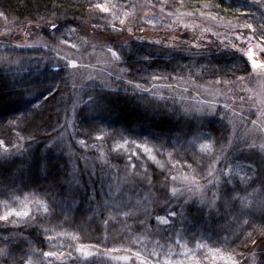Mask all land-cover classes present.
Returning a JSON list of instances; mask_svg holds the SVG:
<instances>
[{
	"label": "trees",
	"instance_id": "1",
	"mask_svg": "<svg viewBox=\"0 0 264 264\" xmlns=\"http://www.w3.org/2000/svg\"><path fill=\"white\" fill-rule=\"evenodd\" d=\"M167 1L171 6L185 8L209 3L217 8L216 11L236 18L245 13L249 19L247 23L253 26L257 22L251 21L252 14L258 15L259 21L261 15L264 31V7L260 1ZM112 2L119 5L117 12L120 15L115 19V13L90 14L89 0H0V13H3L0 15V59L24 54L13 43L11 37L15 33L34 32L49 40L54 31L51 22H55L59 28L85 27L88 33H94L107 48L120 56V60L114 58V64L122 74L117 80L120 86L113 89L101 86L94 79L78 85L79 101L73 113V129L69 131L68 124H62L59 109L63 96L71 89L68 69L61 60L41 52L40 48H31L25 65L19 66L17 72L8 69V65L3 66V63L0 66V139H11L15 143L19 134L25 138L19 141L22 146L31 144L30 170L17 171L23 159L20 156L0 157V214L5 212V204L10 205L13 211L23 210L27 204L35 215V200L47 203L54 199L43 191L48 187V181L39 174L38 168L42 163L54 167L62 179L72 180L75 176L79 181L78 186L73 184L72 194L67 183L61 186L64 195L55 198L57 207L54 212L48 216L42 210L40 212L43 223L37 220L16 229L11 223L5 227L0 221V248L8 249V264H13V257L23 260L24 264H35L38 259H43V252L51 250L54 244L44 235L48 222L69 233L73 231L84 245L92 248L94 255L87 264H112V256L129 254L109 252L108 249L113 247L127 248L134 253L133 244L127 245L132 240L145 249L155 250L157 255L150 257L152 261H163V253H168L169 249L172 260L183 257L182 252L186 249L203 264L216 249L225 256L235 250L241 254L236 257L239 264H245L246 259L251 264L253 253L258 262L264 260V249L253 247L250 242L244 244L247 233L253 228L257 236L264 228V213L257 207L262 197L253 191V187L259 189L260 185L247 187L245 192L246 185L240 181V177L250 174L248 165L252 164L250 155L253 150L242 142L228 144L229 124L223 114L218 111L185 114L179 106L158 98L151 84V76L157 74V69L164 73L171 71L187 82L219 79L230 82L237 77H246L250 72L246 56L230 48L215 47L209 48L208 52L196 53L140 41L135 37V30L134 35L124 30L126 21L124 25L119 23L131 11L129 1ZM37 20H40L39 26H36ZM135 29L139 34L143 33V29ZM254 32L259 38L261 31ZM247 64V72L234 71ZM129 80L131 85L127 83ZM136 84L149 89V92L137 90ZM245 110L244 114H252ZM222 116L225 118L221 119ZM136 144L153 149L151 156L154 159L149 158L143 148L137 149ZM6 147L11 148V145ZM216 156L220 157L218 161ZM210 164L213 166L211 169ZM225 168H229L233 182L221 183L218 211L209 216V209L193 197L195 202L189 201L184 210L187 219L169 218L172 223L167 231L160 230L164 226H158L155 217L167 215L169 210L164 206L165 189L160 183L165 177L170 195L173 176L183 174L203 184L209 170L218 173ZM134 175L145 179L133 183ZM212 191L215 189L211 188L210 195ZM89 196L94 199L89 201ZM232 196L244 197V202L252 205L250 216L236 219L242 203L231 200ZM25 197H28L27 201ZM175 203L173 199L172 204ZM114 204L120 206L119 214L110 210ZM145 209L150 215L145 214ZM125 212L130 215L126 217ZM244 219L250 220V224L244 225ZM104 220L109 223L105 225ZM140 220L145 224L141 225ZM4 237L14 239L4 241ZM177 240L180 244L176 243ZM157 241L164 247H158ZM142 247L141 253L147 255ZM72 259L66 264H75ZM0 264H5V258L0 257ZM131 264H138V261L133 260Z\"/></svg>",
	"mask_w": 264,
	"mask_h": 264
},
{
	"label": "rangeland",
	"instance_id": "2",
	"mask_svg": "<svg viewBox=\"0 0 264 264\" xmlns=\"http://www.w3.org/2000/svg\"><path fill=\"white\" fill-rule=\"evenodd\" d=\"M128 1L131 11L125 15L126 26H124V30L133 35L135 34L133 30H135L137 33L135 34L136 39L152 43L160 41L159 44L166 45L173 50L178 49L197 53L201 51L208 52L210 51L209 48L222 47L230 48L245 55L247 48L256 45L259 39L256 36L249 44L247 38L252 36L254 31L260 32L263 28L261 15L259 21L258 15L252 14L251 21L257 22L252 30L242 29L240 26L249 20L244 16L245 13L238 15V18L231 17L229 16L230 14L225 15L219 10V12L216 11L217 8L209 3H202L197 8H185L181 5L171 6L167 0ZM250 1H260L264 7V0ZM259 5L257 3L258 7ZM161 8H163V11H161ZM168 13H172V15L169 16ZM212 17H215V19ZM57 28H53L54 31L51 33L53 36L49 40L34 32L26 31L25 33L24 31H18V33H15L17 38L15 36L11 37L14 44L35 45V47H18L24 54L21 53L22 56L19 57L16 55L12 59L2 58L0 59V66L3 63V66L8 65V69L17 72L19 66L25 65L29 58L28 51L31 48H40L41 52H47L55 59L61 60L68 69L71 89L68 94L63 96L64 100L59 109L62 124L65 126L68 124V129L71 131L73 129V113L79 101V98H77L79 84L94 79L101 86L113 89L120 86L116 78L117 76L121 77L122 74H120L119 68L114 64V57L108 51L109 48L94 33H88L85 27L74 29L71 32L61 27ZM135 28L143 29V33L139 34V31ZM213 33H216V35ZM7 34L5 35L7 36ZM238 35L242 36L241 40L236 39ZM193 44H199L200 47L193 48ZM72 45H75V47H72ZM255 56L258 61L264 62V55L260 54L258 48L255 49ZM69 59L75 62L76 68L67 66ZM249 69L250 72L246 77L241 76L244 77L242 81L239 79L240 77L231 79L230 82L219 79L221 81L219 84L216 83L218 80L187 82L176 77L171 71L164 73L157 69V74L155 75L161 78L152 81L151 84L154 86L153 93L158 98L179 106L185 114L200 115V113L210 114L215 111L223 114L229 124L230 137L228 141L245 144L247 140L249 143L255 142L259 146L264 140L259 138V133L256 132V128L251 121L258 119L257 109L261 107V102L264 101V75H261V70L259 69L253 70L251 66ZM240 97L245 98L243 102ZM243 110H250L252 114L246 115ZM234 113L236 114L234 115ZM224 171H229V168H225ZM216 174L217 171L213 173V176ZM175 177L176 180L171 181L170 189L173 187L196 188L197 185L206 183L201 184L197 179L183 174ZM208 188L211 189L213 186L208 185ZM207 195L211 196L209 192ZM195 198L199 201L198 197ZM166 216L165 214L162 215V217ZM45 227L50 229V231L47 234L44 232V235L55 237L53 243L59 250L64 251L66 254L71 252L72 258H74L71 261H74L75 264L89 263L92 257H85L81 253L76 252L75 249L81 245L85 246L88 251H91L92 248L84 245L80 237L73 231L69 233L67 230L59 229L56 225L53 226L49 222ZM131 244H133L131 248L135 252H141L142 246L140 244L137 242L134 244L133 240L127 243V245ZM143 249L147 253L153 251ZM182 253L183 257L174 258L173 261H182L183 264H203L197 258L195 259L194 255L189 254L186 249ZM213 255L206 257L205 264H224V261L219 258L214 260ZM65 259L68 262L67 256ZM112 259V264H123V261L117 260L115 256H112ZM161 262L163 261L161 260Z\"/></svg>",
	"mask_w": 264,
	"mask_h": 264
},
{
	"label": "snow or ice",
	"instance_id": "3",
	"mask_svg": "<svg viewBox=\"0 0 264 264\" xmlns=\"http://www.w3.org/2000/svg\"><path fill=\"white\" fill-rule=\"evenodd\" d=\"M90 3V14L91 13H102V14H113L115 13V17L119 16L120 13L117 12V9L119 8V5L116 3H113L112 0H107V2H95L93 3L92 0H89ZM161 11H163V8H161ZM0 15H3V13H0ZM169 16L172 15V13H168ZM215 19V17H212ZM43 19V17L41 18ZM53 28H57V24L55 22H51ZM119 23L121 25H124L125 20L120 19ZM40 25V20L36 21V26ZM107 27V24L105 25ZM242 29H247V30H252L253 25L251 23H244L240 26ZM58 30V28H57ZM68 31H74V29L69 28ZM216 35V33H213ZM256 37L255 32H253L252 36H249L247 38V42L251 44V41ZM237 40H241L242 36H237ZM155 44H159L160 41H155ZM17 47H35V45H17ZM72 47H75V45H72ZM193 48H199V44H193ZM258 48L259 52L261 55H264V31H261L259 33V39L258 43L256 45L249 46L247 48V51L245 53L247 57V61L250 62L251 68L253 70H261V75H264V62H260L256 59L255 56V49ZM109 52H111L112 56L116 60H120V56L117 55L115 51H113L111 48L108 49ZM144 59H147L145 57ZM67 66L69 68H76L77 65L75 64L74 61L69 59L67 61ZM234 71H248V64L246 67L243 69H240L237 67L234 69ZM161 77L156 76L153 74L151 76V79L153 81L160 79ZM117 80L121 79L120 76H117ZM241 81L244 79V77L239 78ZM128 84L131 85V81H127ZM217 84L221 83V81H216ZM134 87L137 90L143 91L145 93L149 92V89L147 88H141L140 84L134 85ZM52 91V90H51ZM51 91L49 94L51 95ZM114 91V90H113ZM47 99V97H45ZM52 99H55V96H52ZM143 99V97L141 98ZM241 101H244V97H240ZM227 107V106H225ZM258 119L257 120H252L251 123L255 126L256 132L259 133V138L264 140V101L261 102V107L257 109ZM215 114V113H213ZM236 113H234L235 115ZM225 117H221V119H224ZM247 119V117H245ZM259 121V123H258ZM25 138L22 135L17 134L16 136V142L14 143L11 139L9 140H3L0 139V157H3L5 159L11 157V156H20L23 159L20 161V167L17 169L18 172H24L26 170H30L29 168V160H30V154H29V148L31 147L30 143H25L23 146L19 143V141L24 140ZM35 139V137H33ZM97 139H101L100 137H97ZM84 141H81V144H83ZM127 143V141H126ZM135 143V141H133ZM229 145L231 146L232 141H228ZM246 146L249 149H252L253 151L251 152L250 159L252 160V164L248 165L249 173L246 174L243 177H240L241 183L245 184L246 187L244 188V191L247 192V187H253L256 184L260 185L259 189H256L253 187L254 192H258V194L262 197L261 200L259 201L257 207L259 210L264 213V142L260 143L259 146L255 142L249 143L247 140L245 141ZM6 145H11V148L6 147ZM163 146V145H161ZM137 149L143 148V151L147 154H149V158L154 159L153 156H151V153L153 149L147 147V145L144 144H136ZM207 147V146H206ZM258 148V151H256ZM223 151V149H221ZM132 155H135V153H132ZM215 159L218 161L220 159L219 156H216ZM255 165V167H253ZM135 167V165H133ZM213 166L210 164L209 168L211 169ZM230 167V166H229ZM39 174L48 181V187L44 188L43 191L45 193H50L51 196L54 199H50L47 203L44 202V200H35L36 204V214L33 215V213L29 210L28 205L25 204L24 209L20 210L17 209L15 211L12 210L11 206L8 204H5V212L3 214H0V221L4 222V226L6 227L8 223H11L13 228L19 229L21 225H30L31 223L39 220L41 223L44 222L43 219L40 217V212L41 210L45 214V216L50 215L52 212H54L55 208L57 207V200L55 199L58 196H63L64 192L61 190V186L64 185L65 183L68 184L69 187V192L71 193V189L73 184L75 183L77 186L79 185V181L76 179L75 176H73L72 180H68L66 178L62 179L54 167H51L48 163H42L39 165L38 168ZM145 179V177H137L133 176L132 177V182L133 183H140ZM148 179V184L149 186L152 185V180L151 178ZM206 183L203 185H197L196 188L188 187L187 189L184 188H178V187H173L170 189V195H169V190L167 186V177H165V180L161 183V187L165 189V192L163 193L164 197V206L168 208L167 216L162 217L157 215L155 217L158 226H164L161 231H167V227L170 226L172 223V220L174 219H180V220H185L187 217L184 214V210L186 206L189 204V201L195 202L193 200V197H198L200 204H202L204 207L209 209L208 215L211 216L214 211H218V206H217V200H219L220 197V185L221 183L227 185L231 184L233 182V176L230 174V171H224L220 170L215 176H213V171L209 170L207 173V177H205ZM172 180L175 181L176 177L173 176ZM208 185H212L215 191H212L211 196H208L207 193L211 191V189L208 188ZM181 197H183V202H181ZM87 199L90 201L94 199V197H87ZM173 199L176 201L175 205L172 204ZM231 200H240L242 203V207L240 210V213L237 215L236 219L240 220L243 216L245 215H251L252 211V205L250 203H245L244 202V197H239V196H232L230 197ZM28 200V197H25V201ZM119 205L114 204L111 206L110 210L113 212H116L119 214ZM247 208L249 209L248 211H245L244 209ZM177 209H180V211H177ZM145 214L150 215L147 212V209H145ZM124 215L128 217L130 215L129 212H125ZM15 217V219H12ZM169 218H172L170 220ZM67 219V218H66ZM109 223L108 220H104V224L107 225ZM139 223L141 225L145 224V221L140 220ZM244 225H249L250 220L244 219L243 220ZM45 234H47L50 229L44 228L43 230ZM243 235V231L241 232ZM18 236V233H17ZM14 239L13 237H4V241H11ZM48 239L54 240L55 237L49 236ZM251 243V245L255 248H260L264 249V228H261L259 231V235H256V229L253 228L252 232H248L244 244L247 245L248 243ZM177 244H180V241H176ZM157 246L163 248V245H160L159 242L157 241ZM94 247V246H93ZM182 247H186V245H182ZM200 247V245H198ZM31 252H34L33 249H30ZM76 252L81 253L85 257H89L94 255L93 252L86 250L85 246L81 245L75 249ZM109 252H119V251H124L126 255L122 256H117L115 257L117 260L124 261L125 264H131V262L138 261V264H183L182 261H173L170 258V249L168 253H163L165 255V259L163 262H161L159 259L156 261H152L150 257L157 255L155 250L152 252L147 253V255L142 254L140 251H136L134 253L130 252L129 249H120L113 247L111 249H108ZM251 251V249H249ZM43 259H38L35 264H66V259L65 257L67 256V259L72 258V253L68 252L67 254L64 251L59 250V248L53 244L51 250L43 252ZM187 255V253H185ZM238 255H241L239 253H235V250H233L232 254H229L227 256L223 255L221 253L220 249H216L213 255V259L215 260L216 258H219L220 260L224 261V264H239L238 259L236 258ZM9 256V251L6 248H0V257L5 258V264H8L7 258ZM13 259V264H24L23 260H16L15 257ZM251 264H264V260H260L259 262L256 260V255L253 253L252 257L250 258ZM31 264V262H29ZM245 264H249V260H245Z\"/></svg>",
	"mask_w": 264,
	"mask_h": 264
},
{
	"label": "water",
	"instance_id": "4",
	"mask_svg": "<svg viewBox=\"0 0 264 264\" xmlns=\"http://www.w3.org/2000/svg\"><path fill=\"white\" fill-rule=\"evenodd\" d=\"M247 58V57H246ZM249 64H250V62H249ZM251 66V65H250Z\"/></svg>",
	"mask_w": 264,
	"mask_h": 264
}]
</instances>
